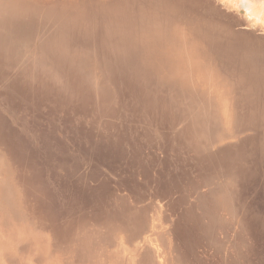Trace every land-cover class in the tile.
Returning <instances> with one entry per match:
<instances>
[{"label": "water", "instance_id": "water-1", "mask_svg": "<svg viewBox=\"0 0 264 264\" xmlns=\"http://www.w3.org/2000/svg\"><path fill=\"white\" fill-rule=\"evenodd\" d=\"M27 1L29 3V0ZM36 1L38 7L33 9L32 15L36 26L35 30L30 32L29 39L32 40V44L40 38L47 39L53 35L60 14L71 17L75 12L82 14L94 11L96 20L90 30L91 34L97 33L98 25L110 32L113 30L111 25H114V29L118 31L113 30L112 33H124L126 27L127 30H131L127 24H122L127 17L141 20L142 24L139 27L151 29L158 37H140L132 44L119 38L118 44L125 47L122 55L135 58V65L140 67H145L146 64L153 65L148 74L158 79L168 73L184 74L189 77L196 74H200L201 77L207 75L203 79L211 77L209 73H214L215 76L218 72L221 76L231 75L229 72L223 75L226 73L223 69L225 62L218 60L217 56H215L217 60L212 57L206 59L209 56L207 50L216 45V41H220L232 51L239 34L242 37L243 34L248 35L252 41L264 39V31L254 25L250 17L230 9L220 0ZM13 14L17 16L23 14L24 17L29 15L28 10L22 13L16 10ZM164 18L167 31L162 32L158 23ZM260 43L262 47L252 43L260 48L257 50L258 53L264 52V41ZM128 44L130 46L127 48ZM247 46L243 47L242 44L236 43V49L241 56L256 58L251 53L252 49ZM177 47L183 48L179 55L176 53ZM126 49L129 51L128 54ZM184 49L188 50L187 55ZM191 54L198 57L200 65L205 66V71L193 69L196 64L190 61ZM203 57L205 58L201 59ZM250 58L248 59L251 60ZM172 65L174 70H168ZM114 71L118 74L123 73L122 70ZM220 74H217V77ZM10 76L19 78L16 73ZM163 86L152 85L146 91L161 94L165 90ZM230 86L229 90H223L221 87L215 89L213 86L217 102L207 103V106L215 109L228 107L229 114L220 117L219 121L210 119L213 124H220L219 130L215 132L217 136L212 132L213 138L210 142L209 140L203 142V146L191 145L190 140L187 145L164 141L158 132V109L151 113L147 109L140 111V108H135L134 102L131 105L132 114L115 105L113 109L118 113V117L107 115L101 118L97 130H106L111 123L119 126L132 124L136 130L135 138L129 142L131 146L127 145L123 150V157H119V161L118 159H113L110 163L103 161L102 171L96 173L97 179L89 176L81 179L87 184L82 181L80 184L75 173L63 171L65 167L56 168L54 174L47 169L46 174L43 169L46 164L42 166L36 163L32 164L30 172L24 171L27 175H32L27 183L23 175L16 177L18 167L16 166V170L9 164L12 175L19 181L27 183L30 192L35 191L30 185L33 183L43 184L49 189L55 186L53 188L57 192H67L69 204L66 207L70 208L67 211L61 209L65 217L60 218L66 220L64 225L51 215L52 209L46 204L42 203V207L36 209L33 201H30V206L22 205L12 214L16 221L10 219L6 225L7 219L4 221L0 217V227L5 223L4 228L0 229L3 230V233H0V264H149L141 258V254L146 249L154 254L155 247L163 242L157 240L154 229L165 228L172 242L184 245L187 235L182 233L179 225L190 227L189 229L185 226L189 235L191 231H196L191 250L194 248L195 257H198L199 261L191 260V263L218 264L219 261V264H264V228L252 216L253 211H259L264 215V176L257 177V180L252 182H250L252 177L246 182L241 179L243 169L249 172L245 167L250 166L257 157H264V114L260 116L257 113L252 114L251 109L239 99L240 94L246 92L245 87L239 89L234 84ZM108 88L111 91L112 85L109 83ZM56 97L58 93L45 99L48 101ZM204 97L206 102L210 100L207 95ZM231 105H234V111L230 109ZM134 120L136 122H133ZM8 121L16 124L15 120ZM253 126L257 127L256 132ZM175 130H179L177 126L172 129L166 127L161 131L170 133ZM244 140L247 141L243 142ZM255 145L260 146L258 150L255 149ZM92 161L90 157L85 165L94 163ZM20 168L25 170L27 166ZM52 174L53 179H47ZM14 182L17 184V180ZM98 184L101 187H98ZM96 187L102 192V198L98 201L93 198L91 191ZM73 191L78 200L86 199L87 203H82L84 206L77 205L75 195L72 197ZM38 197L41 198V195ZM64 204L61 199L57 206ZM204 206L207 208L206 211ZM37 211L41 217H36ZM121 212L135 213V220L144 218L146 227L148 226V231L141 234L133 243L123 242L129 231L120 228L126 222L119 219ZM214 221L224 224L215 228L212 225ZM51 224L61 233H67V237L62 241L56 242L55 239L56 246L48 244ZM13 226L23 228L25 232L26 230L32 232L20 235L19 230L14 232ZM210 232H213L212 239L209 237ZM215 239L221 243L215 244ZM32 244L38 245L32 247ZM34 247L36 250L32 252L31 249ZM171 247L174 248L170 245ZM184 247L181 248L185 249ZM217 250L222 251L221 257L213 258L215 257L213 253ZM174 261L177 263L176 259ZM154 264L172 262L158 260Z\"/></svg>", "mask_w": 264, "mask_h": 264}, {"label": "bare ground", "instance_id": "bare-ground-1", "mask_svg": "<svg viewBox=\"0 0 264 264\" xmlns=\"http://www.w3.org/2000/svg\"><path fill=\"white\" fill-rule=\"evenodd\" d=\"M35 7V5H31L25 0H0V81L2 78H5L3 84L8 83L15 89L16 86H19L15 76H10L9 81L7 77L16 73V75H19L25 80L32 78L42 85L39 87V84H37L36 87L33 88V93L41 98L36 105L41 114L30 111L32 110L31 108H28L29 111H25L26 109L21 111L18 107L13 106L18 102L20 103V99L16 97L13 98L12 106L4 105L7 97H0L4 99L0 100V132L2 131V134H0V143H2L0 154L4 155L5 152L11 148L10 144H13V141H15L14 144L16 146L21 145L25 149H27L26 147H31L27 150L28 152L26 155H17L15 161L12 163L16 170V166L18 167L16 174L19 176L20 174L23 175L25 177V179L23 178L25 182L27 181L28 183V179L32 178V175H27L24 171L29 170L30 172L32 164L34 163L42 166L46 164L43 166L46 174H48L47 169L53 172L56 168L65 167L63 171L75 173L81 184V179H84L85 176L97 179L96 173L102 171L103 161L107 163H110L113 159H118L119 161V157H123V150H125L127 145L131 146L129 142L135 138L136 130L133 129V125L127 124L126 126H119L118 124L115 125L111 123V126H107L106 130H97L101 118L107 115L118 117V113H115L113 109L115 105H118V108H122L126 113L130 114H132L131 105L134 102L136 103L135 108H140V111L147 109L151 113L154 109H158L159 135L164 141L170 143L187 145L188 140H190L192 141L190 142L191 145L197 144L199 146L189 131L193 130L194 132H198L197 129H200L201 126L197 127V124L205 125L203 130L208 129V131H211L213 126L216 128V125H218V123H216V125L213 124L210 120L211 118L213 121L216 120L214 108L203 105L202 101L201 107L198 106L199 100L197 101L196 99L198 91H203L204 87L207 86L204 80H202V85L198 87L199 90L193 93V95L191 94V96L181 91L177 92V90H170L172 83L162 80V77V81H160L159 84H164L163 89L165 90L161 94L148 93L146 91L147 88L152 85L158 86V84L146 77L142 67L135 65L136 61L134 58H130L129 56L125 57V55H121L119 58L113 55L110 50L111 45L108 42L110 38H108L107 41L102 40L100 44H97L99 38L97 39L96 36L90 35L86 27L84 28L81 26V20L86 13L81 14L75 12L71 17L64 14L58 15L57 27L53 35L47 39L40 38L39 41L32 44V40H29L30 32L35 30L36 21L30 20L29 17L33 14V9ZM12 9L13 12L18 10L21 11V13L28 10L29 17H24L23 14H20V16L13 14L11 16ZM22 19L26 20V24L22 23ZM128 20L131 22L137 19L136 17H127V21ZM133 31L132 29L127 30L128 33L126 34L129 38L127 41L130 44L134 41L131 40V38L134 37ZM236 41L237 42H234L235 48L232 51L220 41H216V45H214L211 50L214 55L217 56L218 60L221 59L225 62L224 66L223 64L222 66L226 73H231V75H228L231 84H235L234 86L239 89L241 87L246 88V92L240 94L239 99L251 109L252 114L257 113L258 116L263 115L264 52H256L260 48L255 45L262 47L260 42L264 41V39L252 41L248 38V35L243 34L242 37V35L239 34ZM236 43L242 44L243 47L248 45L247 47L252 49L251 53L256 58L241 56V53L236 49ZM130 44H128L127 48ZM78 46L80 48L83 46V50L88 55L91 53L93 56L95 61L90 65V69H86V65L81 66L78 64L71 56L72 53L74 54L79 51ZM126 51L128 52L127 49ZM98 54L101 56L98 57ZM50 60H53V64ZM221 60L219 61L220 63ZM114 70H122L123 73L118 74ZM196 71L199 70L196 69ZM101 72L103 74H95ZM165 76H169V74ZM196 76L197 80H200L199 75L196 74ZM181 77L182 75L179 77L178 81L181 82V80H186L184 83L190 85L188 75L186 77ZM195 77L194 80H196ZM86 78H90V80L86 81ZM189 78L191 79L192 76ZM108 83L112 85L111 91L108 88ZM43 85L45 87H43ZM173 88L176 89L175 87ZM103 90H105V99H102L99 94V92L101 93ZM59 91L66 92L65 95L73 101H65L64 96L48 99V101L45 99V97L59 93ZM30 92L31 88H28L27 93ZM0 93L2 94L1 90ZM204 94L209 97L210 103L215 102L209 90ZM10 98L12 97H8L7 99ZM62 100H64L65 103H63L64 101L61 102ZM198 107L205 113V117L203 121L201 119L200 122L198 121L197 124L193 125L191 122V115L195 113V111H198ZM2 113H4V115H2ZM227 114H229L228 107ZM230 114L232 115V113ZM9 118L15 120L16 124H11L8 121ZM140 121L142 122V120ZM4 122H8L7 125L14 130V133L10 135V137L6 135L8 134L7 131L1 129L2 123ZM133 122H136V120ZM176 124L179 130L171 131L170 133H162V129L166 127L172 129L176 127ZM252 128L254 132H256L257 127L253 126ZM215 135L217 136V134ZM6 138H8L9 141H7ZM205 141V138L202 139V145ZM246 141L247 140H244L243 142ZM252 141L258 142L256 140ZM208 142H210V140ZM255 146L257 150L260 147L259 145ZM90 157L94 163L85 165ZM256 159L257 160H254L250 166L245 167L248 168V173L245 169L241 171V179L243 178L244 182L250 177H252V180H250V182H252L255 179L257 180V177L260 178L264 176V157H257ZM21 166H27V169H21ZM53 174L47 179L52 180ZM54 178H57V176H54ZM25 182L20 183L19 181V184L18 182L17 184L14 183L19 193H17L18 197L12 200L9 198L11 195L9 191L12 189L10 183H7L6 179L0 178V216L8 219L9 216H12L14 212L19 210L18 207H22V205L23 207H26V205L30 206V201H33L36 209L38 207L41 208L42 203L46 204L52 209L50 211L51 215L58 219L61 225H64L66 220L60 218V216L65 217L64 213H61V209L67 211L70 208V206L66 207L69 204L67 192H57L56 189L53 188L55 186L49 189L44 187L43 184L33 183L30 184L35 188L33 193L28 190L27 183ZM82 182L87 184L84 181ZM98 187L101 186L99 185ZM91 191H93V198L96 201L102 198V192L97 187L92 188ZM13 192L14 191H12V193ZM39 195H41V198L38 197ZM74 195L78 206H84L82 203H87L86 199L81 198V201L78 200V196L73 191L72 197ZM19 196L21 200H18ZM69 197L71 196L69 195ZM61 199L65 204L57 206V204L61 203ZM90 199H88V201ZM20 202H22V205H18ZM206 210L207 208L204 206V211ZM32 211L33 210H31V212ZM35 213L36 217H41L38 211ZM135 215L136 214L133 212H129V214L121 212V217H119L120 220H126V226L124 225L120 228L125 230L126 227H129V235L123 239L124 243H133L142 233L141 228L145 224L144 218L135 220ZM252 216L255 218V221L261 223L264 228L263 213L261 214L259 211H253ZM50 219L52 220L53 218L50 217ZM3 220L6 221L5 219ZM7 222L8 220L6 221V225ZM219 223L220 221H218V223L214 221L212 225L217 228L221 224ZM4 225L5 223L0 229L4 228ZM51 226L52 228L49 231L51 236H48V244H50L49 242L53 239L59 241V238L63 240L64 236L65 238L67 237V233H61L60 230H57L56 226L52 224ZM185 226L188 227L187 225ZM185 226L179 225L178 228L182 233L187 235L184 245H189L190 247L186 248L180 243V246L182 244L181 247L185 248L180 249V257L188 264L191 263V260L199 261V259L195 257L194 248L191 250L192 244L195 242L196 231H191L189 235V232L185 230L187 229ZM188 228L190 229V227ZM12 229L15 230L14 232L19 230L20 235L30 232V230H26L27 232H25L23 228L18 229L13 227ZM205 229L206 227L204 225V230ZM0 233H3V230H1ZM211 233L213 232H210L209 237L212 239L213 235H211ZM33 245L35 246L38 244H32L31 246L33 247ZM33 250H36L35 247L31 249L32 252ZM222 251H215L216 253H213L215 257L213 258L221 257ZM141 258L148 262L150 253L144 251L141 254ZM192 263L197 264V262Z\"/></svg>", "mask_w": 264, "mask_h": 264}, {"label": "rangeland", "instance_id": "rangeland-1", "mask_svg": "<svg viewBox=\"0 0 264 264\" xmlns=\"http://www.w3.org/2000/svg\"><path fill=\"white\" fill-rule=\"evenodd\" d=\"M25 1L28 3L27 0H25ZM220 1L223 2L230 9H233L235 11H238L239 13H242V14L247 15L248 17H250V19L253 22V24L259 26V28H261V30L264 31V0H220ZM29 4L35 5L36 7H38V4H37V1L36 0H33V1L32 0H29ZM11 11L12 12H11L10 15L12 16L13 15V9ZM32 15L30 17L29 16L28 17H29L30 20L34 21V19L32 18ZM95 16H96V14H95L94 11L91 12V13H86V15H84L83 19L81 20V26L84 27V28L86 27V30H88L87 32L90 35L96 36L97 39L99 38V41H97V44H100V42L102 40L107 41V39L110 38L108 42L111 45V47H110L111 53H113V55H116V56H118L120 58L121 55H122L121 52H122L123 48H125V47L122 48V45L121 44H118V42H119V38H121V39L123 38L125 41H127L129 39L128 36H126V34L128 33L127 32V27L125 28L124 33H121L120 32L121 33L120 34L118 32L112 33L113 30L118 31V30L114 29L115 28L114 25H111V27H113V28H111V29H113L111 32L110 31H105L104 29L101 28L100 25H98V29H96L97 33L93 32L91 34L90 33V30L92 29V27H93V25L95 23V20H96L95 19ZM129 19H131V18H129ZM22 23L23 24H26V20L22 19ZM122 24H127V26L129 27V29L134 30L133 31L134 37L131 38V40H138L140 37L141 38H144V37L145 38H147V37L148 38H157L158 37V34H154V32H152L151 29H148L147 30L145 28L139 27V25L142 24V21L139 20V19L134 20V21H131V22H130V20L127 21V19H125L124 20V23H122ZM107 25H108V28H109V24H107ZM158 25L160 26L159 28H160V30L162 32L163 31H167V25H166L165 18H164L163 21L159 22ZM175 30L176 29L174 28L173 31H175ZM170 33H172V32H170ZM171 39H173V38H171ZM178 43H179V41H178ZM146 46H148V45H146ZM81 47L82 48H80L78 46L79 51H77V53H74V54L72 53L71 56L73 57V59L76 60V62L78 64H80L81 66L86 65V69H90L89 68L90 65H92V63H94L95 60H94L93 56L91 55V53H89V55H88L83 50L84 47L83 46H81ZM174 49L176 50V47ZM68 50H69V48H68ZM182 50H183V48L180 49V48L177 47V52H176L177 55H179V53ZM184 51H185V55H187L188 50L187 49H184ZM128 52L126 51V53H128ZM207 53H208L209 56L206 57V59L209 60V58L212 57L213 59L217 60L216 57H215V55H214V53L212 52L211 49L209 51L207 50ZM100 56L101 55L98 54V57H100ZM122 56H124V55H122ZM204 58L205 57H203L201 59H204ZM170 60L173 61V59H171V58H170ZM45 61H47V60H45ZM190 61L192 63H196L195 67L193 68L194 70L197 69V70H199V72H202V69H203V71H205V66L200 65V62L198 61V57L197 56H194V55L191 54ZM202 63H204V60H202ZM52 64H53V62H52ZM173 66L174 65L170 66L168 70L173 71L174 70L172 68ZM152 69H153V65L152 66H149L148 64H146L145 67H142V70H143V72H144V74L146 75L147 78H149L150 80H153L156 84H159V82L162 81V80L167 81L168 83H172V86H171L170 90H177V92L178 91H181L182 93H184V94H186L188 96H191V94L193 95V93H195L196 91H198L199 89H194L193 90L191 88H194V87L195 88H198L200 85H202V80H204L206 82L207 86L204 87L203 91H198V95H197L198 97L196 96L197 101L199 100V105L198 106H200V107H201V101H202V104L205 105V106L207 105V103H210L209 101L206 102L205 98L203 97V96L206 95L204 93H206L207 90H209V93L214 98V96H215L214 91H213L214 88L217 89L218 87H221L223 90H229V87L228 86H230V85L233 84V83L231 84V82L229 80V76L226 75L227 73H223V75H226V76H221L220 72H218L217 74H220V76H218V77H217V74L215 76L214 73L213 74L209 73L212 76L211 77L209 76L210 78L208 77L207 79H203V78L207 77V75H204V76L201 77V75L198 74L199 77H201L200 80H197V76L196 75H192V78L191 79L188 77V81L190 82V85L189 84L187 85L186 83H184V81H186V80H181V82L178 81V79H179V77L181 75H182V77H186L187 75L185 76L184 74L177 75V74H170V73H168L170 77L169 76H163L162 77V80H161V77L158 79V78H154V76L148 74L149 73V70H152ZM90 72H91V70H90ZM168 74H166V75H168ZM18 77L19 78L15 77V79L19 83V86H16L15 89H14L13 86H10V84H8V83L3 84V80L5 78H2L1 79L0 85L3 86V89H1L2 94L0 93V97L1 96L7 97V98L8 97H12L10 99H7L6 98V100H5L6 102L4 103V105H6V106H12V104H13V98L16 97V98L20 99V103L18 102L16 105H13V106L18 107L21 111L22 110H25V109H26L25 111H29L28 108H31L32 110H30V111H33V112L35 111V112H38L39 114H41L39 112V110L37 109V106H36L37 103H38V100L40 101L41 98H39L37 95H35V93H33V88L36 87V85L39 84V83L36 82V81H34L32 78H28L27 80H25L24 78H21L19 75H18ZM194 77H195L196 80H194ZM226 77L228 79L225 80ZM7 78H8V81H9V76ZM89 80H90V78H86V81H89ZM89 85H91V84H89ZM162 85H164V84H162ZM41 86L42 85L39 84V87H41ZM213 86H215V87L213 88ZM43 87H45V86L43 85ZM173 87H175L176 89H174ZM28 88H31V92L30 93H27V89ZM92 93H93V91H92ZM65 94H66V92L59 91L57 98H60V97L64 96L65 97V99H64L65 101L68 100V101H71L72 102L73 100L72 99L70 100V98H68ZM99 94H100V96H101L102 99H105V90L101 91V93L99 92ZM173 98H172V100H173ZM0 100H4V99H1L0 98ZM64 100H62L61 102H63ZM174 100H175V98H174ZM65 101L63 103H65ZM214 101L217 102V100L215 98H214ZM233 106L232 105L230 106V108H231L232 111H234ZM214 113H215L214 115L216 117V120L219 121V118L220 117H223L225 115H228L227 114V107H222V108H219V109H215L214 108ZM2 115H4V113H2ZM0 117H1V114H0ZM191 117H192L191 122L194 125V124H197L198 121L200 122L201 119L203 121V118L205 117V113H203L202 109H200L198 107V111H195V113H192ZM4 119L6 120L5 117H4ZM8 120H11V119L9 118ZM7 123L6 122L2 123L1 129L3 131H7L8 134H6V135H9V137H10V135H12L14 133L13 132L14 130H12L7 125ZM197 125H198L197 127L201 126L200 129L199 128L197 129L198 132H194L193 130L192 131H189V132L191 133V135L193 136V138L197 141V143L199 144V146H203L202 145V139L205 138L206 141L207 140H211L213 138L214 132H216V131L219 130V125L220 124L216 125V128H215V126H213V128H212L211 131H208V129L203 130L205 125H201V124H197ZM176 126H178V125L176 124ZM1 132H0V134H2ZM212 132H213V134H212ZM6 139H7V141H9L8 138H6ZM196 141H195V143H196ZM12 143L13 144H10L11 148H9V150L7 152H5L4 155H1L0 154V167H1V169H0V171H1L0 178L1 179H6L7 180V183H10L11 184V188L12 189L9 191L11 193V195L9 196V198L13 200V199H15V198L18 197V194L17 193H19L18 192V189L16 190V185L14 184L15 183L14 181L17 180V182L19 184V180L16 179L12 175L13 173L10 172V170H9V164H11L13 166L12 162L15 161V157L17 155H20V156L26 155L27 152H28L27 150H29L31 147H26L27 149H25L21 145L20 146H16L14 144L15 141H13ZM1 145H2V143H0V147H1ZM2 165H3V167H2ZM16 177H17V174H16ZM20 183H21V181H20ZM13 186H15V187H13ZM12 191H14V192L12 193ZM18 200H21V197L20 196H19ZM18 205H22V202H20ZM18 209H20V207H18ZM0 217L3 218V219H5V217H2V216H0ZM10 219L16 221V219L14 217L9 216L8 219H7L8 220L7 223H9ZM223 224L224 223H221L219 226H223ZM126 229H128V231H129V227H126ZM141 231H142L141 234H143L145 231H148V226L146 227V223L141 228ZM154 231L156 233L157 240L158 241H163V242L162 243H158V247H155L156 248V252L154 254L150 250H147V249L144 250V251H148L150 253V258H148V262H146V263L154 264V262H158V260L163 261V262H165V261L167 262V260H171L172 264H177V263L178 264H186V261H184L180 257V249H181L180 243L175 242V241L172 242V239L170 238L169 235H167L168 233L165 230V228H163V227H161V230L160 229L157 230L155 228ZM30 232H32V231L30 230ZM138 237H140V235ZM64 238H65V236L63 237V239ZM59 241H62V240H60V238H59ZM59 241L57 240L56 242H59ZM49 243H51L54 246H56L55 245V239H53ZM214 243L215 244L216 243L218 244V243H221V242L218 241V240H215ZM174 244L176 246H174ZM161 245H163L164 247L163 246L161 247ZM170 245H172L174 248H172V247L170 248ZM175 259L177 260V263H175V261H174ZM188 264H191V263H188ZM218 264H219V261H218Z\"/></svg>", "mask_w": 264, "mask_h": 264}]
</instances>
